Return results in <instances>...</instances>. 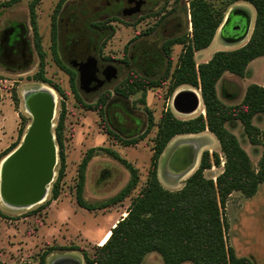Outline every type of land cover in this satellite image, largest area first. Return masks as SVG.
Returning a JSON list of instances; mask_svg holds the SVG:
<instances>
[{"label":"rangeland","instance_id":"374dc122","mask_svg":"<svg viewBox=\"0 0 264 264\" xmlns=\"http://www.w3.org/2000/svg\"><path fill=\"white\" fill-rule=\"evenodd\" d=\"M7 1L0 0V30L7 24L8 19H19L26 22L30 38L34 41L31 14L33 0H18L11 4L6 3ZM59 1L40 0L34 4L44 57L42 58L34 49V63L25 70H9L0 65V156L12 144L19 145L22 142L27 126L31 122L32 116L25 107L23 92L46 84L52 87L57 95L52 119L54 133L61 111L65 114L63 126L66 152L65 174L60 182L59 195L53 198V183L57 179L60 166L59 145L55 138L57 161L45 200L30 208H12L7 206L0 197V264H38L45 251H48L47 264H52L59 257H69L81 261V264H86L85 253L93 256L95 246L101 244L105 233L124 216L132 199L144 186L155 145L158 122L163 112L171 108L174 114L182 119L205 114L200 88L182 84L171 92V84L167 82L162 86L150 87L145 93L139 91L129 99L130 104L142 114L143 131L147 128L150 114L153 115L155 125L143 139L135 145H124L118 139L109 136L98 110L88 106L95 104L96 98H84L78 92L75 94L69 86L68 76L55 64L51 51V27L55 7ZM101 1L64 0L63 6H85L90 2L93 6L99 5ZM207 1L215 10L220 8L224 10V14L235 7L247 9L252 15V23L246 38L235 43L225 42L216 32L208 47L195 50L197 63L209 60L219 49H234L244 45L250 39L255 25L256 9L250 1ZM111 26L106 51L114 54H121L125 45L130 44L135 34L145 27L144 24L134 22L125 24L113 22ZM188 31V37L191 38L193 25ZM177 52L178 49L175 47L174 53L178 54ZM42 62L44 75L59 85L64 94L59 93L49 82L36 77L41 70ZM253 82L264 83V55L249 63L244 76L225 72L217 82V92L225 103L237 104L242 101L247 86ZM193 88L200 92L203 108L196 113L179 112L173 104L175 91ZM253 122L260 128L259 144L250 142L239 121L233 126L228 123V126L238 136L251 156L253 165L257 168L264 144V115H256ZM20 128H23L22 137ZM180 146H183L189 155L194 150L197 151V164L185 173L180 172V167H183L184 163L172 160L174 152ZM91 147H94L95 151L87 164L82 196L87 204L96 207L93 210L77 202L80 163ZM108 150L117 151L139 172L137 186L123 200L112 204H109V201L127 184L131 178V172L125 163L114 157ZM204 150H209L211 154L217 151L221 155L220 165L214 164L210 169L205 170L206 176L215 178L224 165V156L217 137L208 129L198 133H182L174 136L159 159L158 173L162 184L171 190L180 189L186 179L198 168ZM225 215L229 222L228 243L235 248L237 254L248 256L254 264H264V182L260 184L257 193L250 197L245 196L241 191H234L228 199ZM141 264H164V260L159 252L151 251L145 255Z\"/></svg>","mask_w":264,"mask_h":264},{"label":"trees","instance_id":"16d2710c","mask_svg":"<svg viewBox=\"0 0 264 264\" xmlns=\"http://www.w3.org/2000/svg\"><path fill=\"white\" fill-rule=\"evenodd\" d=\"M18 0H8L11 4ZM31 4L32 25L36 50L43 58L42 48L35 19V3ZM256 9L255 25L250 39L242 46L234 49H219L207 61L197 63L195 50L208 47L224 19V10H215L207 0H193L191 5L193 35L187 37L185 46L171 76V92L182 84H190L200 88L205 114L182 119L172 109L163 112L158 122L155 145L151 155V163L147 180L140 192L132 199L127 214L122 216L111 228V234L103 244L95 246L93 256L85 253L86 264H141L147 253L159 252L164 264H254L244 255L237 254L235 248L228 243L229 222L225 215L226 205L234 191H241L250 197L257 193L264 182V144L258 167L253 165L251 156L243 147L238 136L229 128L238 121L243 125L246 135L252 144H259L260 128L254 124L256 115H264V83H250L240 103L227 104L220 99L217 82L225 72L244 76L248 65L257 57L264 55V0H248ZM64 0L55 7L52 18L53 50L56 53L57 20ZM111 34V32H110ZM170 76L169 71L160 79L130 74L124 82L121 92L126 96L134 94L138 89L146 92L148 88L159 86ZM39 79L49 82L57 91L64 94L62 88L44 75V63L36 75ZM138 78V79H137ZM137 85V87H136ZM144 100V98H143ZM105 103V97L95 104L97 108ZM64 111H61L55 128L59 145L60 166L58 176L53 183L52 197L56 198L60 191V182L65 174L66 152L63 138ZM105 120V119H104ZM107 131L117 135L104 121ZM155 125L150 114L147 128L133 137L116 138L124 145H135L145 137ZM23 128L20 135L23 136ZM210 130L219 140L224 156L222 171L215 177H208L205 170L214 164H221V155L214 151L204 150L198 168L186 179L185 184L177 190L166 188L159 177V159L172 138L182 133H198ZM18 143L12 144L0 156L11 152ZM95 151L89 148L79 167L77 186V202L87 209L95 206L83 200L82 192L85 183L87 164ZM129 168L131 178L109 204L123 200L138 184V169L115 150H108ZM45 251L38 264H47ZM23 264V263H22ZM32 264V263H26Z\"/></svg>","mask_w":264,"mask_h":264},{"label":"flooded vegetation","instance_id":"af4514ba","mask_svg":"<svg viewBox=\"0 0 264 264\" xmlns=\"http://www.w3.org/2000/svg\"><path fill=\"white\" fill-rule=\"evenodd\" d=\"M192 1L102 0L93 6L91 2L85 6H62L57 20L56 53L51 34L55 64L68 76L69 86L75 94L96 98V103L105 97V103L96 109L117 134L112 136L104 126L113 139H117L116 136L133 137L143 132L142 114L129 102L130 97L141 90L126 96L120 89L124 88L125 79L131 73L138 78L160 79L169 71L170 76L160 86L171 83L172 73L188 44V30L193 25ZM235 8H232L230 23L224 26L225 30L221 33L220 26L217 31L228 43H234L243 32V27L239 26L242 24L240 11ZM113 22L145 25L130 44L125 45L121 54L106 51ZM175 47L178 54L174 53ZM34 49L26 22L8 19L0 30V65L9 70H25L34 63ZM51 88L47 87V90L57 99ZM27 111L32 121L33 113Z\"/></svg>","mask_w":264,"mask_h":264},{"label":"water","instance_id":"95a60500","mask_svg":"<svg viewBox=\"0 0 264 264\" xmlns=\"http://www.w3.org/2000/svg\"><path fill=\"white\" fill-rule=\"evenodd\" d=\"M234 10L240 11L242 24L239 26L243 27V32L234 41L235 43L248 35L252 15L247 9L241 7ZM232 12L233 9L229 11V17L224 26L230 23ZM224 26L221 33L225 30ZM173 104L179 112L191 113L199 104V96L195 90L183 89L180 90L178 96L174 97ZM55 106L56 102L51 96L39 98L36 102L32 129L23 136V141L3 158L6 159L5 163L3 160L0 163V172L3 169L4 189L10 194L11 199L19 204L39 199L44 193L46 183H50L53 179L54 166L57 161L56 137L52 130ZM189 145L191 146V144ZM173 157V161L184 163V166L180 167V172L184 173L191 170L198 161L197 151L194 150L189 155L183 146L174 152ZM79 262L81 263V261Z\"/></svg>","mask_w":264,"mask_h":264},{"label":"bare ground","instance_id":"6f19581e","mask_svg":"<svg viewBox=\"0 0 264 264\" xmlns=\"http://www.w3.org/2000/svg\"><path fill=\"white\" fill-rule=\"evenodd\" d=\"M228 17H229V12H227L225 14L224 19H223V21L220 24L221 28L219 26L220 31H221L222 27L224 26L225 22L227 21ZM47 87L51 88L50 86H48L46 84H42L39 88H32V89L25 90L23 92L25 106H26V108L28 110H30L33 113V120L27 126V130H26L25 135L33 127L34 120H35L36 102H38L39 98L41 99V98H45V96H51L52 99L56 102L55 97L52 95V93H50V91L47 90ZM192 90L193 91L195 90V93H197V95L199 96V104L197 105V107L194 110L191 111V113H193V112L196 113V112H198V110L200 108H203L202 107V100H201L200 92L197 89H192ZM179 93H180V90L179 89L176 90L174 95H173V99H174V97L178 96ZM5 160L6 159H3L4 163H5ZM48 186H49V182L46 183L45 189H44V193L39 197V199H37V200H35L33 202L19 204L16 201H14L13 199H11L10 194L4 189L3 169L0 172V197H1L2 201L7 206L12 207V208H22V207L30 208V207H32V206H34L36 204H39L41 201H43L46 198V196L48 194V189H49ZM110 234H111V229H109L105 233V235H104V237H103V239L101 241V244H103V243H105L107 241V239L109 238ZM52 264H81V263L79 261H77L76 259H72V258H69V257H59V258L55 259L52 262Z\"/></svg>","mask_w":264,"mask_h":264},{"label":"crops","instance_id":"0c3cea01","mask_svg":"<svg viewBox=\"0 0 264 264\" xmlns=\"http://www.w3.org/2000/svg\"><path fill=\"white\" fill-rule=\"evenodd\" d=\"M127 214V211L125 212V214L124 215H126Z\"/></svg>","mask_w":264,"mask_h":264}]
</instances>
